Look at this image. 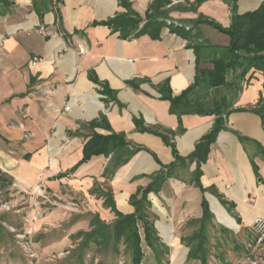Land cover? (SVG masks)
<instances>
[{
	"label": "crops",
	"instance_id": "crops-1",
	"mask_svg": "<svg viewBox=\"0 0 264 264\" xmlns=\"http://www.w3.org/2000/svg\"><path fill=\"white\" fill-rule=\"evenodd\" d=\"M127 1L142 17L141 29L154 0ZM263 2L238 0L237 11H255ZM160 11L167 16L160 18L166 25L159 39L148 34L123 39L105 24L127 12L120 0H0L3 182L24 188L43 182L55 192L69 187L91 201L98 194L95 214L111 223L115 214L104 207L101 189L112 192L121 213L132 214V196L176 163L175 152L182 158L192 154L217 117L187 114L180 120L163 95L167 90L180 96L195 82L198 66L212 67L211 56L229 46L227 35L195 24L214 20L227 28L231 9L223 0H169ZM251 75L234 104L241 110L226 118L201 166L206 191L193 180L196 163L187 160L175 165L159 192L148 195L170 264H200L189 259L187 243L201 228L203 200L212 214L209 231L242 229L253 236L254 222L264 219V76L252 72L247 79ZM199 90L193 99L202 100ZM94 133L125 136L133 155L126 161L121 150L93 156L63 176L81 162ZM212 192L227 202L240 224ZM143 247L142 264H158L154 252Z\"/></svg>",
	"mask_w": 264,
	"mask_h": 264
},
{
	"label": "trees",
	"instance_id": "trees-1",
	"mask_svg": "<svg viewBox=\"0 0 264 264\" xmlns=\"http://www.w3.org/2000/svg\"><path fill=\"white\" fill-rule=\"evenodd\" d=\"M120 1L127 12L116 15L112 20L105 22L106 25L111 26L114 31H120L123 39L137 38L146 34L154 39L161 37L166 23L161 21L160 18L166 17L167 13L161 12L160 9L162 6L167 5L169 0H154L150 9L147 10V21L141 29H139V25L142 22V17L132 10L127 0ZM202 1L204 0H197V3L200 4ZM223 1L231 9V25L229 27L225 28L214 20H197L195 25L207 24L223 35H227L230 38L229 46L224 48L220 54H216L214 57L211 56L210 63L212 67L198 66L195 82L180 96L172 97L171 92L167 90L163 95V98L171 103V112L176 114L180 120L182 116L187 114L216 116L217 120L213 129L202 138L188 158H182L175 152L176 163L168 167L167 171H162L154 176L153 182L147 188L132 196L131 203L135 208L134 213H121L116 207L112 192L101 189L100 197L104 199V207L111 209L115 214V219L109 223L100 219L99 214L93 215L89 231L71 236L73 239H80L79 247L90 249L95 246L100 251L108 252L111 250L114 254H120V249L123 246L124 252L129 255L132 264H142L145 258L143 244H146L156 255L158 264H170L166 258L169 255V248L162 244L158 236L148 195L152 192H159L162 185L172 174L171 171L175 165L177 163L187 165V160L189 164L196 163L193 180L198 187H201L200 189L203 192L206 191L201 184V166L207 161L211 145L216 141L220 131L225 129L226 118L232 112L241 110L235 108L234 104L243 91L244 86L242 83L252 78L253 75L247 79L252 72H261L264 76V2L255 11L239 14L237 11L238 0ZM175 30H180V28L176 27ZM183 30L186 31V28H183ZM198 49H195L196 52ZM203 58L205 59V56L202 54ZM230 74L235 77L232 78L234 79L232 81L229 80ZM198 88L202 92V100L192 98L193 93ZM224 88L227 89L228 93L223 94L221 92V89ZM104 93L107 94L108 92L105 90ZM214 93L218 95L213 97ZM261 114L264 117V109L261 110ZM118 150L127 155L125 161L134 153V151L128 149L125 136L115 134L103 136L94 133L82 150L84 156L81 162L63 176H68L80 164L89 161L93 156L104 155L109 157ZM108 169L109 167L106 168L105 174H107ZM5 182L11 185L7 180ZM212 191L214 190L212 189ZM213 194L217 196L231 216L240 224L232 209L227 206V202L217 194ZM202 206L204 214L200 220L201 228L189 238L187 243L190 248L189 259L199 260L200 264H210L208 256L210 248L208 246L212 214L207 201L203 200ZM252 240L253 236H251L250 241L254 244ZM83 257H80L81 264H84Z\"/></svg>",
	"mask_w": 264,
	"mask_h": 264
},
{
	"label": "rangeland",
	"instance_id": "rangeland-1",
	"mask_svg": "<svg viewBox=\"0 0 264 264\" xmlns=\"http://www.w3.org/2000/svg\"><path fill=\"white\" fill-rule=\"evenodd\" d=\"M232 78L230 74L229 80ZM221 92L228 93L225 88ZM98 198L95 194L92 202L69 187L55 192L43 182L24 188L1 180L0 264H81V256L84 264H132L123 246L120 254L95 246L83 249L78 246L80 239L71 237L90 230L97 211L94 199ZM209 233L210 264H264V245L256 247L244 230L224 233L211 229Z\"/></svg>",
	"mask_w": 264,
	"mask_h": 264
},
{
	"label": "built area",
	"instance_id": "built-area-1",
	"mask_svg": "<svg viewBox=\"0 0 264 264\" xmlns=\"http://www.w3.org/2000/svg\"><path fill=\"white\" fill-rule=\"evenodd\" d=\"M55 4L58 3V0H54ZM40 32L44 35L47 34L46 29L44 27L40 28ZM81 51H84L83 49H81ZM39 59L37 57H35L33 59V65L36 66L38 63ZM67 110H69L70 108L67 107ZM252 235H253V240L254 241V245L256 247H260L264 245V219H257L253 226H252Z\"/></svg>",
	"mask_w": 264,
	"mask_h": 264
}]
</instances>
